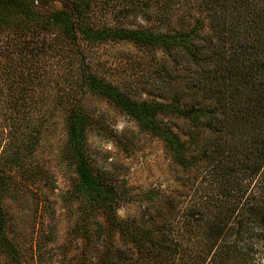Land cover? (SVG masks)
I'll return each mask as SVG.
<instances>
[{"label": "trees", "instance_id": "obj_1", "mask_svg": "<svg viewBox=\"0 0 264 264\" xmlns=\"http://www.w3.org/2000/svg\"><path fill=\"white\" fill-rule=\"evenodd\" d=\"M109 44L139 54L114 64ZM89 98L161 140L195 179L219 183L221 197L180 215L162 188L135 190L98 165L89 137L106 126ZM57 116L82 207L59 246L76 250L73 264H261L264 0H0L2 264H26L9 209L27 194L45 205L54 180L38 148ZM127 203L140 217L119 214Z\"/></svg>", "mask_w": 264, "mask_h": 264}, {"label": "rangeland", "instance_id": "obj_2", "mask_svg": "<svg viewBox=\"0 0 264 264\" xmlns=\"http://www.w3.org/2000/svg\"><path fill=\"white\" fill-rule=\"evenodd\" d=\"M101 50L102 56L114 64L123 63L128 54L130 57L139 54L131 44H109ZM138 80L134 79L133 83ZM141 96L150 95L145 91ZM86 103L94 114L101 115L98 117L106 126L104 131L90 133L91 155L98 165L113 171L120 180L124 179L127 186L135 190L162 188L166 196L178 199L180 215L185 214V208L196 205L198 197L211 194L221 197L219 183L207 182L200 176L195 179L193 169L183 171L172 162L163 142L140 130L131 118L103 100L89 98ZM66 141L64 118L57 116L48 123L38 148V156L45 161L54 180V187L46 193L45 205L42 206L33 194L24 196L23 206L17 205L15 198L11 200L9 213L16 224L26 264H73L76 259V250L59 248L66 244L69 231L82 212L80 198L74 190L76 175L74 164L67 156ZM250 181L248 193L255 189L256 180L246 178L243 181L244 184ZM141 210L136 203H127L119 209V214L140 217ZM38 236H41L39 242ZM257 250V260L264 264V240Z\"/></svg>", "mask_w": 264, "mask_h": 264}]
</instances>
